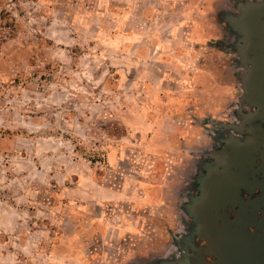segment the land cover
Segmentation results:
<instances>
[{
    "label": "rangeland",
    "instance_id": "obj_1",
    "mask_svg": "<svg viewBox=\"0 0 264 264\" xmlns=\"http://www.w3.org/2000/svg\"><path fill=\"white\" fill-rule=\"evenodd\" d=\"M218 5L0 0V264H124L176 226L189 149L228 108L218 33L192 31Z\"/></svg>",
    "mask_w": 264,
    "mask_h": 264
},
{
    "label": "flooded vegetation",
    "instance_id": "obj_2",
    "mask_svg": "<svg viewBox=\"0 0 264 264\" xmlns=\"http://www.w3.org/2000/svg\"><path fill=\"white\" fill-rule=\"evenodd\" d=\"M215 1L221 17L214 18L212 12L207 31L211 36L218 33L217 50L225 55V90L210 77L206 87L214 107L227 105L226 118L209 115L203 131L209 144L189 149L193 160L173 189L176 226L166 219L161 235L146 246L147 254L129 257L124 264L199 249L213 262L231 231L245 226L256 233L258 247L256 256L244 258L245 264H264V0ZM183 216H188L184 220L189 238L184 249H177L171 232Z\"/></svg>",
    "mask_w": 264,
    "mask_h": 264
},
{
    "label": "water",
    "instance_id": "obj_3",
    "mask_svg": "<svg viewBox=\"0 0 264 264\" xmlns=\"http://www.w3.org/2000/svg\"><path fill=\"white\" fill-rule=\"evenodd\" d=\"M187 232L182 227L173 233V240L176 242L177 249L179 247L184 249L182 244L189 238ZM256 240V233L250 232L248 226L236 227L231 231V236L214 253L216 260L213 262L206 261L199 249L200 252L194 254L181 250V253L178 250L174 256H172L173 253H166L140 264H245L244 258L256 256L258 248L255 243Z\"/></svg>",
    "mask_w": 264,
    "mask_h": 264
},
{
    "label": "crops",
    "instance_id": "obj_4",
    "mask_svg": "<svg viewBox=\"0 0 264 264\" xmlns=\"http://www.w3.org/2000/svg\"><path fill=\"white\" fill-rule=\"evenodd\" d=\"M200 31H201L200 29L196 28L195 32H193V37L194 36L197 37L198 35L199 36H207L208 31H207V33H204L205 35H203L202 32H200Z\"/></svg>",
    "mask_w": 264,
    "mask_h": 264
}]
</instances>
